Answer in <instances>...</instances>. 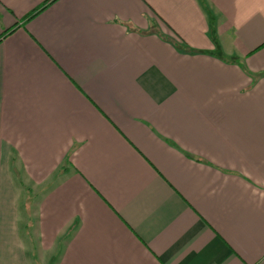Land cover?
I'll list each match as a JSON object with an SVG mask.
<instances>
[{"label": "crops", "instance_id": "crops-1", "mask_svg": "<svg viewBox=\"0 0 264 264\" xmlns=\"http://www.w3.org/2000/svg\"><path fill=\"white\" fill-rule=\"evenodd\" d=\"M0 264H264V0H0Z\"/></svg>", "mask_w": 264, "mask_h": 264}, {"label": "trees", "instance_id": "trees-1", "mask_svg": "<svg viewBox=\"0 0 264 264\" xmlns=\"http://www.w3.org/2000/svg\"><path fill=\"white\" fill-rule=\"evenodd\" d=\"M45 7H43L41 10H43ZM37 14V13H36ZM35 15V13L32 15V16H34ZM31 16V17H32ZM30 17V18H31ZM175 46H177V47H181L182 49H185L186 50V52H188V51H191V53L192 54H195V53H197V52H199V51H194V50H192V49H190L189 47H187L185 44H174ZM253 78H254V81L256 80L255 79V77L253 76V75H251Z\"/></svg>", "mask_w": 264, "mask_h": 264}, {"label": "rangeland", "instance_id": "rangeland-1", "mask_svg": "<svg viewBox=\"0 0 264 264\" xmlns=\"http://www.w3.org/2000/svg\"><path fill=\"white\" fill-rule=\"evenodd\" d=\"M37 202H38V199H36V204H37Z\"/></svg>", "mask_w": 264, "mask_h": 264}]
</instances>
